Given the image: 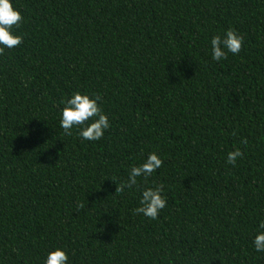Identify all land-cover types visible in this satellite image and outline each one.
I'll use <instances>...</instances> for the list:
<instances>
[{
  "label": "trees",
  "instance_id": "16d2710c",
  "mask_svg": "<svg viewBox=\"0 0 264 264\" xmlns=\"http://www.w3.org/2000/svg\"><path fill=\"white\" fill-rule=\"evenodd\" d=\"M11 3L24 20L0 55V264L56 249L68 264H264V0ZM229 28L242 50L215 61ZM77 91L102 97L98 141L60 127ZM150 153L162 167L115 193ZM159 184L158 218L134 214Z\"/></svg>",
  "mask_w": 264,
  "mask_h": 264
},
{
  "label": "clouds",
  "instance_id": "9594fccd",
  "mask_svg": "<svg viewBox=\"0 0 264 264\" xmlns=\"http://www.w3.org/2000/svg\"><path fill=\"white\" fill-rule=\"evenodd\" d=\"M23 20L24 17L13 7L11 0H0V55L5 54V49L16 48L23 42V36L14 34L13 31L21 27ZM243 43L244 37L229 28L223 37L216 35L212 38V59L215 61L227 59L228 53L238 55ZM98 102H102L100 94L90 97L78 91L73 93L70 99L62 100L64 107L61 112L60 127L64 134L72 136L73 129L79 128V136L83 140L98 141L103 138L110 124ZM232 135H235V132ZM241 143L246 145L248 141L241 138ZM242 157L243 152L236 149L228 153L227 163L235 166L237 159ZM162 165L163 160L156 153H150L144 163L131 168L128 179L116 187L115 193H124L126 189L137 185L138 177H143L147 181V178ZM163 189V184L145 188L141 193L140 206L133 209V213L143 214L148 219L156 220L160 211L167 206ZM83 208V204L78 205V210ZM258 229L253 241L254 248L257 252H264V220L260 221ZM102 230L101 228L99 231ZM44 264H68V255L62 249L53 250L47 254Z\"/></svg>",
  "mask_w": 264,
  "mask_h": 264
}]
</instances>
